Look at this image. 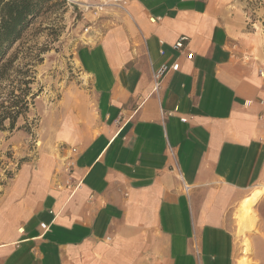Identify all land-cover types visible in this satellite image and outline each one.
Returning a JSON list of instances; mask_svg holds the SVG:
<instances>
[{
	"label": "crops",
	"instance_id": "obj_1",
	"mask_svg": "<svg viewBox=\"0 0 264 264\" xmlns=\"http://www.w3.org/2000/svg\"><path fill=\"white\" fill-rule=\"evenodd\" d=\"M229 2L127 0L80 48L90 89L63 103L61 150L3 196L0 264H235L264 175V37Z\"/></svg>",
	"mask_w": 264,
	"mask_h": 264
},
{
	"label": "rangeland",
	"instance_id": "obj_2",
	"mask_svg": "<svg viewBox=\"0 0 264 264\" xmlns=\"http://www.w3.org/2000/svg\"><path fill=\"white\" fill-rule=\"evenodd\" d=\"M60 1L63 3L33 22L5 60L11 64L0 79V111L21 113L14 128L7 120L0 132V203L6 205L3 196L10 195L19 179H30L38 167L48 164L47 158L55 150H61L54 140L62 124L65 100L90 89V81L77 63V52L104 33L105 24L117 23L125 16L115 7L119 0H109L111 5L102 12L95 10L102 0ZM229 5L242 12L246 38L264 37V0H230ZM258 189L264 191V175ZM2 209L9 210L5 205ZM255 211L257 228L246 236L236 235L234 219L235 264L241 259H247L248 264H264V194ZM245 240L251 244L249 249Z\"/></svg>",
	"mask_w": 264,
	"mask_h": 264
},
{
	"label": "trees",
	"instance_id": "obj_3",
	"mask_svg": "<svg viewBox=\"0 0 264 264\" xmlns=\"http://www.w3.org/2000/svg\"><path fill=\"white\" fill-rule=\"evenodd\" d=\"M60 0H0V79L11 64L5 62L9 52L18 43L26 30L43 13L62 4ZM20 112L13 114L7 109L0 111V132L4 131V123L11 120L14 128L15 120Z\"/></svg>",
	"mask_w": 264,
	"mask_h": 264
},
{
	"label": "bare ground",
	"instance_id": "obj_4",
	"mask_svg": "<svg viewBox=\"0 0 264 264\" xmlns=\"http://www.w3.org/2000/svg\"><path fill=\"white\" fill-rule=\"evenodd\" d=\"M264 191L256 190L246 197L239 205L236 213V227L238 236H246L248 232H251L257 228L258 215L255 211V206L263 196ZM244 246L250 248L251 244L248 240H245ZM247 249V250H248ZM247 259H241L238 264H248Z\"/></svg>",
	"mask_w": 264,
	"mask_h": 264
},
{
	"label": "built area",
	"instance_id": "obj_5",
	"mask_svg": "<svg viewBox=\"0 0 264 264\" xmlns=\"http://www.w3.org/2000/svg\"><path fill=\"white\" fill-rule=\"evenodd\" d=\"M109 0H102V2L100 4H98V6L95 7V10L97 12H102L105 10L106 7L111 5V2ZM116 5L115 7H117L118 9H120L121 11H123L125 14L129 15L128 10H127V1L126 0H119L116 1ZM89 9V7H87V10ZM88 31V30H87ZM184 39H181L178 43H176V45L174 46L175 50H183L184 49ZM163 54V52H162ZM187 58L189 60H191L193 58L192 54H189L187 56ZM179 70V65L178 64H174L171 67H167V66H162L159 70L153 72V83H154V90L157 91L161 85V82L163 80V78L168 74L169 71H178ZM261 76H263V73H261ZM262 104H264V101L262 102ZM181 122L185 123L187 122L186 119H181ZM73 152L76 153V150H73ZM70 167L73 166V163L69 164ZM186 191H188V188L185 189ZM42 228L47 230V227L45 225H42Z\"/></svg>",
	"mask_w": 264,
	"mask_h": 264
}]
</instances>
